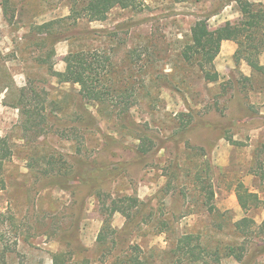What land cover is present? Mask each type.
<instances>
[{"label":"rangeland","instance_id":"1","mask_svg":"<svg viewBox=\"0 0 264 264\" xmlns=\"http://www.w3.org/2000/svg\"><path fill=\"white\" fill-rule=\"evenodd\" d=\"M2 1L0 138L7 139L12 157L0 173V247L13 252L10 264H52L53 255L62 251L101 264L105 258L111 260V242H116L113 257L140 246L149 264H171L172 244L185 234H203L211 243L227 241V233L214 227L220 220L201 208L200 189L191 183L199 172L211 184L213 205L220 213H228L235 222L244 217L257 225L264 221L261 79L245 62L236 65L237 45L231 41L221 43L214 61L220 74L217 85L203 82L197 67L178 62L192 42L197 22L205 21L210 31H216L228 22L242 20L241 3L264 7V0H137L140 10L117 8L105 22L82 21L76 26L65 20L71 15L68 0H14L10 13L15 12L16 19L11 23L4 16ZM50 22H56L54 35L62 38L57 44L35 32L37 26ZM94 51L117 65L132 56L139 77L146 60L149 77L169 76L168 87L163 88L160 81L150 86L149 92L159 95L156 102L148 105L143 101L130 113L140 128L170 140L160 153L137 156L132 151L136 140L116 131L119 121H108L98 107L86 105L79 86L61 82L71 54ZM259 61L264 66V53ZM23 89L25 99L21 97ZM184 97L198 115L184 137L205 150L206 157L200 160L187 158L177 137L182 124L178 115L186 112ZM29 109L37 113L36 127L26 131L24 112ZM52 158L61 161L55 172L69 173L68 178L74 172L76 180L47 176L53 171L47 165ZM90 162L99 167L92 174L86 168ZM175 162L181 167L173 179L174 192L166 195L164 187ZM101 164L107 166L104 175ZM91 176L96 182L87 180ZM240 183L250 193L259 194L258 209L248 213L241 209L236 196ZM185 190L187 198L179 195ZM98 192L107 206L110 196L112 200L136 197L143 203L127 226L121 214L113 216L116 236L113 241L108 235L103 247L97 243L103 226ZM189 212L192 215L185 217ZM160 223L175 229L160 234ZM222 264L239 263L228 260ZM241 264H264V238L254 239Z\"/></svg>","mask_w":264,"mask_h":264},{"label":"trees","instance_id":"2","mask_svg":"<svg viewBox=\"0 0 264 264\" xmlns=\"http://www.w3.org/2000/svg\"><path fill=\"white\" fill-rule=\"evenodd\" d=\"M12 1L14 0L2 1L4 16L8 19L9 23L16 19L15 12L10 13ZM68 1L71 3V15L65 18V20L70 21L74 26L82 21H87L88 23L105 22L109 14L117 8L122 10H140L142 8V6L137 5V0ZM174 1L176 3H186L189 0ZM240 11L242 14L241 21L236 23L228 22L216 31H210L205 21L197 22L193 27L192 42L178 56V62L188 68L197 67L203 82L207 85H217L220 81V74L214 67V61L220 52L221 43L234 42L237 45L234 56L236 65L245 62L251 68L252 73L261 79V86L264 92V66L259 61L260 56L264 53V7L245 2L240 4ZM55 25L56 22H50L37 26L35 32L44 35L47 39H53L54 44H57L62 41V38L54 35ZM33 38V36H29L28 39L33 40ZM47 39L42 38L41 40L45 42ZM101 54L99 51L71 54L68 66L64 74L61 75V82L63 84L79 86V96L86 105L98 107L99 114L108 121H119L116 131L122 135H130L131 138L136 140L138 144L135 145L132 151L137 156L146 158L160 153L170 140H161L151 135L147 129L140 128L139 125L132 121L130 113L133 108L143 101L148 102V105L149 103L156 102L159 95L155 92L150 93L149 88L156 81L163 83V88L168 87L167 80L169 76L149 77V65H147L149 62L146 60L144 66H142L143 75L139 77L140 73L134 71L137 62L132 60V56L129 55L122 65H117L110 59H104ZM249 80L250 78H247V81ZM147 90L148 92H145ZM25 92V89L21 90V97L24 99ZM184 103L186 112L178 115L179 118H182V124L177 131V137L181 139L180 143L184 145L187 158L191 160L198 157L200 160L206 157L205 150L192 146L184 137L189 132V129L192 128L198 115L190 108L185 97ZM23 110L24 108L22 107V112ZM218 111L220 114H223V110ZM24 114H26L25 130L34 129L36 127L35 117H37V113L29 109ZM88 117L90 121L95 120L91 114ZM98 131L101 130L98 129ZM106 137L113 140L110 136ZM11 157L12 154L8 148L7 139L0 138V173L3 172L5 164ZM60 162L53 158L48 160L47 165L52 167L53 171L48 172L46 175L53 176L55 179L76 180L77 174L74 172L70 173L69 178L65 177L69 173L55 172V167ZM203 163L206 165V168L209 167L205 161ZM172 165V172L168 176V181L164 187L166 195L174 192L172 188L173 179H175L176 172L181 167L178 162ZM86 166H88L86 168L90 174L96 172L99 168L98 166L95 167L93 162H90ZM29 167L32 166L30 165ZM100 172L102 175L107 173V166L101 164ZM108 173L110 174V172ZM203 177L202 173L199 172L195 174L191 182L193 186H197L200 189L198 191L203 199L201 208L210 217L220 220L214 227L220 232L225 231L229 238L227 241L211 243L205 240L206 238L203 234H185L177 240L176 244H172L169 252L173 259L171 264H222L228 260L241 264L249 256L254 239L264 238V221L260 225H257L253 219L244 217L235 222L232 217H228V213H220L213 205L214 191L212 186L210 183H206ZM96 179V177L91 176L87 180L94 183ZM179 195L187 198V191H179ZM236 196L241 209L245 213L256 210L261 205L259 194L250 193L242 183L236 188ZM97 197L103 203L101 211L103 226L97 243L98 246L103 247L107 245L108 235L113 236V241L116 236V231L111 224L113 216L121 214L126 219L127 226L133 222L135 215L139 212L143 203L136 197L125 196L112 200V196H110L111 204L107 206L106 201L101 199L100 192H98ZM191 215V212H189L185 217ZM160 227V234L175 229L171 225H161V223ZM113 246H116V242H111V248L108 252V258L110 257L111 260L109 261L105 258L101 261V264H149V260L145 257V253L140 246L130 247L128 251L122 252V254L116 257L112 256ZM12 254L13 252L7 248L0 247V264H10L9 255ZM52 264H90V261L72 251H62L53 255Z\"/></svg>","mask_w":264,"mask_h":264}]
</instances>
